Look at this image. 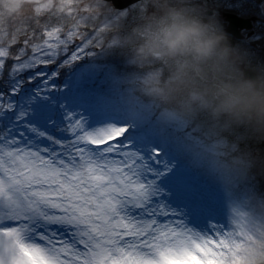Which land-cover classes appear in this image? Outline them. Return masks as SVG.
Returning <instances> with one entry per match:
<instances>
[{
	"label": "snow or ice",
	"instance_id": "snow-or-ice-1",
	"mask_svg": "<svg viewBox=\"0 0 264 264\" xmlns=\"http://www.w3.org/2000/svg\"><path fill=\"white\" fill-rule=\"evenodd\" d=\"M28 2L33 15L11 31L0 11V264H250L264 254V201L231 198L227 143L165 125L138 94L147 72L105 59L134 10Z\"/></svg>",
	"mask_w": 264,
	"mask_h": 264
},
{
	"label": "clouds",
	"instance_id": "clouds-1",
	"mask_svg": "<svg viewBox=\"0 0 264 264\" xmlns=\"http://www.w3.org/2000/svg\"><path fill=\"white\" fill-rule=\"evenodd\" d=\"M29 4L0 0V11L21 16ZM130 9L113 29L119 47L105 59L147 69L138 94L165 125L185 122L226 142L221 167L233 172L234 186L264 179V67H252L230 43L206 0H138ZM250 264H264V254L257 250Z\"/></svg>",
	"mask_w": 264,
	"mask_h": 264
},
{
	"label": "flooded vegetation",
	"instance_id": "flooded-vegetation-1",
	"mask_svg": "<svg viewBox=\"0 0 264 264\" xmlns=\"http://www.w3.org/2000/svg\"><path fill=\"white\" fill-rule=\"evenodd\" d=\"M208 1L206 0L207 5ZM213 5L209 10L215 13L230 43L245 54L252 67H264V0H213ZM228 16L249 24L248 28L236 29L238 38L227 32Z\"/></svg>",
	"mask_w": 264,
	"mask_h": 264
},
{
	"label": "rangeland",
	"instance_id": "rangeland-1",
	"mask_svg": "<svg viewBox=\"0 0 264 264\" xmlns=\"http://www.w3.org/2000/svg\"><path fill=\"white\" fill-rule=\"evenodd\" d=\"M208 8H213V0L208 1ZM211 3V5H210ZM264 148V145H261ZM215 191L217 196V210H221L228 202V196L225 192V187L222 180H217L215 184ZM232 199L236 201H243L248 198H255L256 200L264 201V185L263 188L258 187L254 182H247L237 184L232 188Z\"/></svg>",
	"mask_w": 264,
	"mask_h": 264
},
{
	"label": "trees",
	"instance_id": "trees-1",
	"mask_svg": "<svg viewBox=\"0 0 264 264\" xmlns=\"http://www.w3.org/2000/svg\"><path fill=\"white\" fill-rule=\"evenodd\" d=\"M33 5L29 4L28 6H26L25 11L23 13V15L21 16H16V17H11L9 18L6 22H5V27L9 28V30H14L15 27H20L22 26L26 21H28V18L31 17L33 15ZM130 9V8H128ZM34 26V25H33ZM15 47H19V45L15 46ZM15 50V48H14ZM87 59V58H86ZM109 63L112 64H116L120 67H125L117 58L115 57H109L108 58ZM13 61L9 60L6 62V67L7 69H10L11 65H12ZM81 63H84L83 61ZM129 71H134L131 68H128ZM144 71H147V69H145ZM26 75V73H25ZM241 147H243V145H241ZM261 147V145H260ZM262 148V147H261ZM254 182L258 187L263 188L264 185V179H260L257 181H252Z\"/></svg>",
	"mask_w": 264,
	"mask_h": 264
},
{
	"label": "water",
	"instance_id": "water-1",
	"mask_svg": "<svg viewBox=\"0 0 264 264\" xmlns=\"http://www.w3.org/2000/svg\"><path fill=\"white\" fill-rule=\"evenodd\" d=\"M138 0H118V2L115 4V6L117 7L118 11H123L126 8L130 7L131 5H133L134 3H137ZM228 29L227 32L235 37L238 38V33H237V28L241 27V28H248L249 24L246 21H242L237 19L234 16H228Z\"/></svg>",
	"mask_w": 264,
	"mask_h": 264
}]
</instances>
